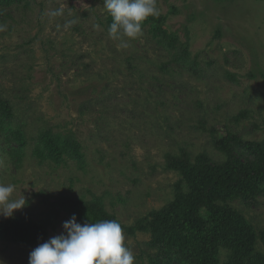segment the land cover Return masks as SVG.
<instances>
[{
	"label": "rangeland",
	"instance_id": "obj_1",
	"mask_svg": "<svg viewBox=\"0 0 264 264\" xmlns=\"http://www.w3.org/2000/svg\"><path fill=\"white\" fill-rule=\"evenodd\" d=\"M163 26L190 39L199 73L183 69L157 43L152 27L128 46L108 35L104 0L0 3V95L10 99L26 146L0 133V183L26 199L15 217L40 221L64 197L100 198L123 224L170 202L182 175L165 155L188 149L224 155L212 135L228 131L264 138V0H157ZM127 40V38H123ZM247 112L248 116L238 118ZM72 133L83 147L78 161L33 155L40 131ZM8 131V130H7ZM6 131V132H7ZM232 206L260 232L264 197ZM72 213L60 212L49 237L66 234ZM125 235L134 264H150V234ZM37 245L0 241V264H29ZM256 250L264 252L260 241ZM228 250L220 251L226 264Z\"/></svg>",
	"mask_w": 264,
	"mask_h": 264
},
{
	"label": "trees",
	"instance_id": "obj_2",
	"mask_svg": "<svg viewBox=\"0 0 264 264\" xmlns=\"http://www.w3.org/2000/svg\"><path fill=\"white\" fill-rule=\"evenodd\" d=\"M30 1L33 0L0 3L21 5ZM166 19L167 15L162 14L149 17L142 28L152 27L157 43L170 54V63L199 73V61L192 53L189 36L182 40L177 32H169L163 26ZM247 116V112H241L238 118ZM14 118L10 99L0 95V133L12 135L21 149L27 144L22 128L6 126ZM36 140L33 155L40 160L79 162L83 158V147L72 133L48 129L40 131ZM212 140L224 155L220 162H213L207 152L193 157L184 147L178 153L165 155L166 167L178 171L183 178L168 204L133 225L121 223L98 197H64L54 204L57 209L40 221L0 216V241L39 246L50 239L49 230L57 229L60 212L65 210L75 215L81 225L86 221L116 220L128 235L149 232L148 246L156 250L149 257L150 264H220L222 248L228 250L226 264H264V252L256 250L258 241L264 248V230L256 231L232 206L235 201L250 205L264 197V138L249 140L228 131L221 136L214 132Z\"/></svg>",
	"mask_w": 264,
	"mask_h": 264
},
{
	"label": "clouds",
	"instance_id": "obj_3",
	"mask_svg": "<svg viewBox=\"0 0 264 264\" xmlns=\"http://www.w3.org/2000/svg\"><path fill=\"white\" fill-rule=\"evenodd\" d=\"M112 17L108 35L127 47L143 33L149 17L160 15L157 0H104ZM123 38H127L124 40ZM15 186L0 183V216L11 218L26 206V199L13 198ZM66 234L56 235L31 251L29 264H134L135 257L126 246L121 224L116 220L77 222L75 215L65 221Z\"/></svg>",
	"mask_w": 264,
	"mask_h": 264
}]
</instances>
